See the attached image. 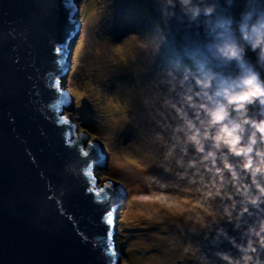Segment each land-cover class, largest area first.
<instances>
[{
    "label": "rangeland",
    "instance_id": "374dc122",
    "mask_svg": "<svg viewBox=\"0 0 264 264\" xmlns=\"http://www.w3.org/2000/svg\"><path fill=\"white\" fill-rule=\"evenodd\" d=\"M73 1L76 42L63 84L74 107L64 111L76 123L77 134L87 133L99 143L104 156L95 163L99 185L110 180L124 188L115 218L121 264H226L216 250L238 256L237 249L223 237L214 238L215 225L207 227L213 220L209 214L220 207L219 198L206 201L192 190L195 186L179 178L180 169L172 164L168 170L164 161L171 133L161 125L166 85L159 83L158 73L171 67L179 76L207 65L221 74H235V63L214 58L209 51L211 37L203 16L191 23L173 18L165 25L156 0ZM243 7L244 0H235L230 9L218 0L216 14L231 12L238 18ZM158 22L163 41L154 32ZM248 57L256 60L252 51ZM162 131L160 140L157 133ZM221 224L239 240L231 224Z\"/></svg>",
    "mask_w": 264,
    "mask_h": 264
},
{
    "label": "water",
    "instance_id": "95a60500",
    "mask_svg": "<svg viewBox=\"0 0 264 264\" xmlns=\"http://www.w3.org/2000/svg\"><path fill=\"white\" fill-rule=\"evenodd\" d=\"M76 8L73 0H0V264H121L97 240L109 229L106 212L123 202L113 191L124 188L99 191L110 181L99 185L94 175L99 143L77 134L64 111L74 107L63 83ZM56 77L63 96L51 88Z\"/></svg>",
    "mask_w": 264,
    "mask_h": 264
},
{
    "label": "clouds",
    "instance_id": "9594fccd",
    "mask_svg": "<svg viewBox=\"0 0 264 264\" xmlns=\"http://www.w3.org/2000/svg\"><path fill=\"white\" fill-rule=\"evenodd\" d=\"M217 3L156 0L165 25L173 18L191 23L203 16L211 37L209 51L236 66L235 74L227 75L207 65L179 76L171 67L160 69L159 83L166 85L161 125L171 133L164 161L168 170L172 164L180 169L179 178L206 201L219 198L220 207L209 214L213 220L207 227L215 225L214 238L226 239L239 255L219 249L215 255L226 264H264V0H244L238 18L231 12L217 15ZM225 3L230 9L235 0ZM160 22L154 32L163 41ZM249 51L256 55L254 62ZM157 137L163 140V131ZM221 221L232 225L239 240Z\"/></svg>",
    "mask_w": 264,
    "mask_h": 264
},
{
    "label": "snow or ice",
    "instance_id": "6c2138e0",
    "mask_svg": "<svg viewBox=\"0 0 264 264\" xmlns=\"http://www.w3.org/2000/svg\"><path fill=\"white\" fill-rule=\"evenodd\" d=\"M63 49L60 48V47H55L54 48V53L55 54H60L62 53ZM51 88L55 91V93L58 95V96H63L64 94V89L61 88V82H60V78L59 77H56L55 80H54V84L51 86ZM66 103V101L64 102ZM67 117H64V116H60V120L61 121H64L66 122L67 121ZM87 134H83V136H86ZM86 143L89 145V146H95L94 145V141L93 140H87ZM83 155L84 156H88L89 153L87 151L83 152ZM134 163V162H133ZM86 174L88 176H92V171H91V168H89L86 172ZM92 183L95 184V179L93 178L92 180ZM113 189V185H112V182L109 181L105 184V187L100 189L99 191L100 192H104L106 190H111ZM122 189H115L113 191V195H116L118 194L119 192H121ZM90 191H94L93 189H90ZM123 191V190H122ZM96 195L98 196L99 193L97 192ZM107 198V197H106ZM133 199H137L136 197H133ZM139 199L141 200H147L149 199V197H146V196H142V197H139ZM155 199H159V197H155ZM131 203V202H129ZM105 216H106V220H105ZM105 216H102L101 219L102 220H105L106 224L109 226V229L106 233V237L105 238H102V239H98L97 240V243H102V240L106 239L107 241V250L110 254V257H116L117 256V253L115 252L114 248L112 247V226L114 225V218H113V212L112 211H107ZM111 264H116L115 260L113 259L111 261Z\"/></svg>",
    "mask_w": 264,
    "mask_h": 264
},
{
    "label": "bare ground",
    "instance_id": "6f19581e",
    "mask_svg": "<svg viewBox=\"0 0 264 264\" xmlns=\"http://www.w3.org/2000/svg\"><path fill=\"white\" fill-rule=\"evenodd\" d=\"M103 157H104V156H103L102 153H101V154H100V157H99V161L102 160ZM142 177H143V175H142ZM115 210H117V208H116Z\"/></svg>",
    "mask_w": 264,
    "mask_h": 264
},
{
    "label": "trees",
    "instance_id": "16d2710c",
    "mask_svg": "<svg viewBox=\"0 0 264 264\" xmlns=\"http://www.w3.org/2000/svg\"><path fill=\"white\" fill-rule=\"evenodd\" d=\"M81 46H82V44H81ZM81 46H80V49H81ZM80 53H81V52H79V54H80ZM77 57H78V56H77ZM75 59H76V58H75ZM75 59H74V60H75Z\"/></svg>",
    "mask_w": 264,
    "mask_h": 264
}]
</instances>
